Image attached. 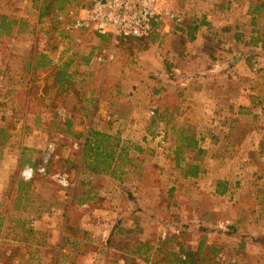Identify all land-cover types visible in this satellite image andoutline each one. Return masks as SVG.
<instances>
[{"label": "rangeland", "instance_id": "rangeland-1", "mask_svg": "<svg viewBox=\"0 0 264 264\" xmlns=\"http://www.w3.org/2000/svg\"><path fill=\"white\" fill-rule=\"evenodd\" d=\"M92 1L0 0V18L7 15L24 23L14 27L10 35H0V57L9 43L17 41L19 47H31L34 54L47 51V46L51 53L52 47L60 46L66 57L74 55L78 61L89 58L85 67L72 71L74 77L81 74L84 86L78 88L80 91L94 81L98 84L100 77L106 84L102 85L103 93L108 89L119 91L116 95H102L100 103L105 108L114 102L113 108L118 111L116 123L111 124L113 132L108 134L109 139H103V145L114 149L115 157L121 156L106 172H90L89 158L79 163L82 140L74 133L80 130L59 126L68 114L63 116L59 109L66 110L58 104L55 111L51 110L50 104L60 102L56 97L49 95L43 104L40 100L34 104L35 114L41 116L46 112L42 110L45 107L49 119L54 113L59 119V122L51 119V125L47 126L44 122L38 125L33 115L22 117L9 106L14 97L4 101L0 92V264H54L56 255L59 256L56 264H133V257L127 254V242L132 246L136 239L156 243L164 237L178 235L185 221L197 219L196 210L208 216L207 238L209 242L223 245L222 260L264 264V245L249 242L242 251H237L238 238L224 233L227 230L235 233V226L238 233L264 236V57L258 60L252 57L250 61L233 58L228 70L212 69L203 82L197 71L208 62L177 59L166 51L164 40L158 43L160 35L154 42L150 40L151 35L144 36L141 42L119 39L117 43H112L107 35H103L101 42L98 35L100 39L91 42L95 39L94 33L90 39L66 30L65 26L72 20L70 12ZM238 2L235 0V4ZM206 3L207 0L188 5L180 3L179 10H192V13ZM255 4L261 5L257 26L264 42V0H245L247 8ZM44 11L47 14L40 17ZM159 21L172 27L181 24L169 19ZM103 49H114V59L98 62L95 56ZM235 49L232 47L231 54ZM243 50V47L238 49ZM1 62L2 59L0 71ZM189 76H194L193 81ZM3 80L0 77L2 86ZM196 83L210 85L211 97L206 100L208 94L193 88ZM90 107L91 103L88 111L81 110L86 115L83 123L88 120ZM106 127L105 124L102 132L108 133ZM59 128L60 133L54 132ZM241 130L247 132L242 139L238 132ZM183 135L192 136L200 151L186 146L181 149ZM77 139L75 150L73 141ZM41 164L46 167V175L36 176L30 184H20L23 167ZM191 164L197 165L198 175H184ZM64 174H67V185L59 181ZM219 181L227 187L224 194L216 192ZM119 183L140 197L141 203L148 207L147 213L164 219L167 225L161 224L163 229L157 230L158 223L149 219L142 223L143 233H117L108 238V232L104 234V230H109L107 216L117 217L113 204L125 199V195L121 196L124 192L119 196L108 189L94 191L87 187ZM70 185H77V195L72 192L74 199L81 194L88 195L94 197L91 201L94 205L105 198L108 206L83 216L88 206L74 202L68 210L69 217L65 218ZM142 185L146 187L134 188ZM167 190H172L173 196H168ZM162 196L168 199L162 200ZM158 200L162 208H158ZM168 202L172 205L166 209ZM64 222L73 224L77 230L62 234ZM194 223L185 235V242L192 246L201 235L197 220Z\"/></svg>", "mask_w": 264, "mask_h": 264}, {"label": "crops", "instance_id": "crops-1", "mask_svg": "<svg viewBox=\"0 0 264 264\" xmlns=\"http://www.w3.org/2000/svg\"><path fill=\"white\" fill-rule=\"evenodd\" d=\"M196 1L197 0H159L160 8H173L175 11L179 12L180 16L182 17V21L180 25H176L177 27H172L169 24L166 25V23L163 25L161 24V27L157 29L160 32V39L158 40V43L163 42L164 40L163 46L165 47L166 51L168 50L170 53H173V55L179 60L187 59L192 61H205L206 63L208 62V65L200 67L197 71L199 78H202L203 82H205L204 80H207L206 77L209 75L208 73L212 71V69H218L222 71L225 68L232 66V64L230 63L233 58L235 60L237 58L239 60H244L247 59L248 52L251 53L252 50L257 51L258 49L264 50V48L261 47L262 45L260 42V37H262L263 35H259V27L257 26L258 13L261 12L260 4L250 5L249 8H247V6L245 5V0H243L242 4L241 0H239L238 4H235V0H207L205 7L194 9V12L192 13V10L189 12H186L184 9L179 10L180 3H186L188 5L190 2ZM85 6H80L76 10L79 11ZM161 19L164 21L167 20L164 17H162ZM253 26L255 27L254 29ZM191 27L196 28L194 39L186 40L183 48H179V51H177L175 48L173 49L172 45L170 44L172 38L178 36L179 33L183 36H186L185 31H188ZM78 33H82L83 37L89 36L88 38L90 39H92L93 37V35L91 34L94 33L96 36L95 39H93L91 42H96L100 39L98 34L96 32H93L92 30H80L75 32L74 34ZM257 36L260 37L257 40L254 39ZM101 39L100 41L103 42V40ZM254 41H256V43H254ZM19 46L20 43L18 41L14 44L9 43V48H5L0 57V61L1 59L3 61V63L1 62L3 66L2 70L0 71V77H3L4 79V85L2 86L0 84V86H2L0 87L2 99L4 101H7L8 99H11V97H14V100L11 99V104H9V106L12 105L14 110L19 112L22 117L24 116L25 118L26 115H33V118L38 125H40V122H44L45 125L49 126L51 125V119L53 118L57 119L59 122V119L56 117L55 113L53 115L54 117L52 116L51 119H49V113L47 112L48 110L44 107L42 108V110L46 112H43L41 116L39 115V113L35 114L36 110L34 104L37 100L42 101L43 104L46 98H48L49 95H52L54 98H57L56 101L60 102H55V105L53 104V106L52 104H50L51 110L54 109L55 111L56 104H58L57 106L65 109L68 114L65 120H69V123L73 129H79L86 135V132L87 130H89L90 126L91 129L102 132L105 131L104 129H102V127L106 124V131L108 132L107 134H112L113 131L111 130V127L113 126H111V124H113V122L116 123L115 120L118 119V111L113 108L114 102L108 103V107L105 106V108L100 102L102 101V95H116L119 93V91L115 89H108L106 90L107 93H103L102 91L105 90L102 88V85L105 86L106 84L104 83V81L102 83V80L100 79L101 77L99 78L98 84H94L95 81L93 82V84H88L86 89L90 88L89 91H86L85 88H83V91H80L78 88L84 86V82L81 79V74L77 77H74L75 73H72V71L77 67H85L89 61V58L78 61V57H76L75 59L74 55H69L68 57H66L64 54L65 52L60 49V46L52 47L53 49H51V53L49 52L50 48H48L47 46V51L45 50L42 53L38 54H34V51L33 49H31V47L26 48L23 45L21 47ZM232 47H236V49L231 54ZM240 47H243L245 51L243 50L242 52H239L238 49ZM60 50L63 52V54ZM238 52L239 54H237L236 56L235 54ZM148 55H151V53H148ZM260 57H264L263 52L260 54V56H255L254 59L258 60L260 59ZM222 62V65L219 64ZM226 70H228V68ZM226 72L229 73V71ZM95 78L97 79V74L95 75ZM176 78L179 79L182 77L181 75H176ZM187 78L191 80L194 78V76H189ZM209 87L211 86L206 83H196L195 87L193 88H195L199 93L208 94L205 97L207 100L209 97H211L209 96L211 94ZM34 89H38L36 91L37 93L34 91ZM180 91H182L181 88ZM90 92H92V97ZM183 92H186V89H183ZM74 94H76L75 97H73ZM60 96L63 102H61V100L59 99ZM90 103L91 107L87 118L88 120L83 123L82 120H86V115H82L81 110L82 112L88 111ZM207 107L209 109V106ZM72 115L74 117H72ZM59 126H64L65 128H67L65 122L59 123ZM54 127H56V124L54 125ZM59 131L62 130L60 128L58 130H54V132L56 133H60ZM73 142V148L77 150L79 139H77L76 141L74 140ZM89 159L92 161L90 157ZM23 182H25L26 184L31 183L24 180ZM73 185H70L72 187H69L71 188V194L68 196V200L66 202L67 211H64V214L66 213L65 218L69 216L67 213L68 210L72 207V192L76 190L77 187V185ZM119 186L122 187V184H101L96 185L95 187H93V185H90V187L87 188L94 191L96 189L99 191H102V189H108L114 192L116 195L118 194L120 196L121 189H119ZM143 186L146 187V185H142L134 188H143ZM123 195L124 194H122L121 196ZM87 196L88 195H86L84 197V200L79 204L81 206H88V210L82 213L84 214L83 216L88 214V212L91 210L108 206V204L105 203V198L102 200H97V202L93 205L92 199L94 197L87 198ZM137 201L139 203L138 206L141 208V210L138 209L134 211V207H131L127 211L126 209H128V204L125 207L127 203L126 198L123 200L118 199V202L114 201L116 205L113 204V209L116 208L117 217L122 216L124 218L123 223L130 222L127 223L129 227H133L131 223L139 219L141 225L139 233H143L144 229L142 227V223L146 220L149 221V219L152 220L154 218L148 216V214L151 215L150 213H145L146 210H148V207L141 203L140 197H137ZM100 204H102V206ZM120 205H122L123 207H121ZM129 205H131L130 202ZM157 206L158 208H162V203L160 200H158ZM113 211L114 210H112L111 212ZM107 218V228L109 230H104V234L106 233V235L107 232L111 233V223L115 220L111 216H107ZM152 223L155 222L152 221ZM65 225L66 223L63 224L62 234L66 233ZM161 228L162 227L160 225L156 224L157 230ZM113 235H115V232ZM58 261L59 256L56 255V258H53V263L56 264Z\"/></svg>", "mask_w": 264, "mask_h": 264}, {"label": "trees", "instance_id": "trees-1", "mask_svg": "<svg viewBox=\"0 0 264 264\" xmlns=\"http://www.w3.org/2000/svg\"><path fill=\"white\" fill-rule=\"evenodd\" d=\"M47 12H41L40 17L43 15H46ZM18 24L23 25L24 23H21L20 20L17 19H10L7 15H2L0 18V35H10L14 27H16ZM161 27V22L154 21L152 24V30L149 35H151L150 40L151 42L157 41L158 34L157 29ZM183 29V28H182ZM192 29V30H191ZM196 31V28H189L188 31H185L186 36H183L182 34H178V36H175L171 40L172 48L179 51V48H183L184 43L186 40H193L194 39V33ZM99 35V34H98ZM259 35H261L259 33ZM101 38H103V35H100ZM143 37H132L129 39H134L136 42H141V39ZM259 36H257L254 39H258ZM106 39V38H104ZM103 40V39H102ZM173 41V42H172ZM253 41V40H252ZM261 47L264 48V42L260 39ZM256 43V41H254ZM261 49H258L257 51L252 50L251 54L247 53V60L250 61L252 57L258 56L257 54H261ZM66 127H70L69 120L67 119L65 121ZM240 133L241 139L247 134L246 131H238ZM74 136L81 139V147L79 153V163H83V160L88 159L89 157L92 159V164L88 165V169L90 172L94 173H100V172H106V168H108L112 162L116 159H119L121 156L118 155L115 157V151L114 149H107L105 148L104 144V138L109 139L110 135H108L105 132H101L98 130H89L87 134L85 135L83 131H77L74 133ZM116 144H118L116 142ZM184 146L188 148H194V150L199 149L198 142L189 135H183L181 136V142H180V148L182 149ZM78 161V159H77ZM87 167V166H86ZM49 171V169H48ZM110 175H113V172H110ZM198 167L197 165L191 164L185 171L184 175L186 176H196L198 175ZM20 184L27 185L23 181H19ZM30 182V181H29ZM121 185V184H120ZM123 186V185H122ZM220 186V187H219ZM19 188H22L21 186ZM127 194H124L125 191ZM218 194H224L227 191V187L225 186V183H222L221 181L218 182V188L216 189ZM121 191H123L125 198H126V205L128 204L127 211L134 207V211L141 208L138 206L139 203L137 201V196L134 194L132 195L131 191L127 189L126 187H121ZM167 195L173 196L172 190H167ZM71 194V192H70ZM74 195H77L76 190L73 191ZM84 195L81 194L80 197L74 199L72 197V203L77 202V204H80L84 200ZM87 198H90L87 196ZM162 200H166L168 198H165L164 196L161 197ZM129 202L131 205H129ZM172 203L168 202L166 203V209H169ZM17 207V206H16ZM71 209V208H70ZM147 213V212H145ZM197 214V226L198 231H201V235L196 243L195 246L190 245L189 243L185 242V235L187 233V229H190L194 227L196 223H194V220L191 219L190 221H185L186 223H181L180 226V233L177 235H173L170 237H164L162 240H157L155 243L154 241L149 240H142V239H136L133 242V246L130 244V242L126 243L127 254L133 257V264H141V262L145 264H238L235 261L231 260H222L221 254L224 251L223 245H218V243L215 242H209L208 241V232L209 228L205 226L206 218L208 217L205 213H201L199 210L195 211ZM148 214V213H147ZM148 216L154 218V220L158 223V225L164 224L167 225L164 219H159L157 217H154L153 215ZM177 217L176 215H174ZM69 217V216H68ZM138 218V217H137ZM124 218L117 217L115 220L111 223V233H108V238H112L117 233H126V232H134L139 233V229L141 227L139 219L137 221H133L132 226L129 227L125 223H123ZM229 228V227H228ZM237 227L234 226L235 233H230L228 230L224 233L234 235L238 238L239 242L237 245V251H242L243 248L248 245V243H254L259 244L260 246L264 245V236L262 235H254L249 234L247 232L238 233ZM77 228L71 224L66 222L65 225V232L69 231H76ZM220 230V229H219ZM225 230V229H221ZM246 233V235H244ZM72 236V235H69ZM131 245V247H130ZM264 247V246H263ZM140 259L141 262L138 260Z\"/></svg>", "mask_w": 264, "mask_h": 264}, {"label": "built area", "instance_id": "built-area-1", "mask_svg": "<svg viewBox=\"0 0 264 264\" xmlns=\"http://www.w3.org/2000/svg\"><path fill=\"white\" fill-rule=\"evenodd\" d=\"M72 16L65 29L69 32L92 30L99 35L111 37L112 43L119 39L144 37L149 35L154 21L162 17L181 23L179 12L170 7H161L159 0H94L79 11L70 12ZM62 18V17H60ZM98 62H109L114 59V49H103L96 54ZM63 116L66 111L59 109ZM45 165H26L20 171L21 179L32 181L36 176L46 175ZM67 174L59 178L67 185Z\"/></svg>", "mask_w": 264, "mask_h": 264}]
</instances>
